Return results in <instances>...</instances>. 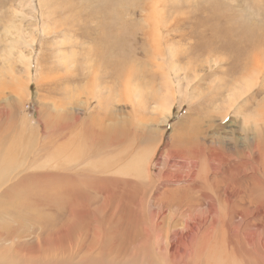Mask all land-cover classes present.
Instances as JSON below:
<instances>
[{
	"label": "rangeland",
	"instance_id": "obj_1",
	"mask_svg": "<svg viewBox=\"0 0 264 264\" xmlns=\"http://www.w3.org/2000/svg\"><path fill=\"white\" fill-rule=\"evenodd\" d=\"M262 129L264 0H0V264H264ZM184 135L221 141L217 216L164 205L214 176L183 164Z\"/></svg>",
	"mask_w": 264,
	"mask_h": 264
},
{
	"label": "bare ground",
	"instance_id": "obj_2",
	"mask_svg": "<svg viewBox=\"0 0 264 264\" xmlns=\"http://www.w3.org/2000/svg\"><path fill=\"white\" fill-rule=\"evenodd\" d=\"M11 31V30H10ZM101 38V37H100ZM110 59H112V58H110ZM89 66H90V64H89ZM97 70V69H96ZM100 74V73H99ZM252 76H254V75H252ZM91 77V76H90ZM99 82V81H98ZM245 82V81H244ZM247 82V81H246ZM250 82V81H249ZM243 83V82H242ZM238 84V83H237ZM253 84V83H252ZM251 84V85H252ZM235 85V84H234ZM241 85V84H240ZM243 85H244V83H243ZM243 85H242V87H240L239 85V87L240 88H242V90H240V91H236L235 93H234V90H233V92H231V95L228 93V95H230L231 96V99L230 100H228V105H226V103H224V101H223V103L228 107V108H230V106H232V104L235 102V101H237V99L238 98H240L242 95H244V92H245V85H244V91H243ZM248 85V84H247ZM251 85H249V87L251 86ZM237 86V85H236ZM232 87V86H231ZM252 87V86H251ZM235 88V87H234ZM232 89H233V87H232ZM251 89V88H250ZM239 90V89H238ZM248 90V89H247ZM247 90H246V92H247ZM230 91V90H229ZM233 93V94H232ZM227 95V96H228ZM219 96V95H218ZM217 96V97H218ZM230 96H229V98H230ZM227 98V97H226ZM229 98H227V99H229ZM226 100V99H225ZM169 105V104H168ZM167 107V106H166ZM224 107V106H223ZM162 108H163V106H162ZM225 108V107H224ZM226 109V108H225ZM166 111H169V109H168V107H167V110ZM227 112V111H226ZM98 115V114H97ZM258 120H260V119H258ZM257 120V121H258ZM256 121V120H255ZM259 122V121H258ZM92 126V125H91ZM228 128V127H227ZM259 128H261V127H259ZM59 129V128H58ZM99 131H100V129H99ZM225 131V130H224ZM262 131H264L263 129H262ZM228 132V131H227ZM103 134H104V132H102ZM101 133V135H100V137L103 135ZM196 133V132H195ZM225 133V132H224ZM256 133V132H255ZM60 134H62V133H60ZM65 134V133H64ZM77 136V135H76ZM189 137L187 138V136L186 135H184V138L185 139H187L186 140V144H183L184 145V147L186 148H182L181 150H180V153H181V155H182V157L184 156L185 157V161H184V165L185 164H188L189 165V167L191 168V169H189V170H191L192 172H193V174H194V172H195V170H196V168L197 169H199L198 167H200V170H199V177H208V175H209V173H210V170H212L213 171V174H214V176H212V178H210V183L213 185V188H209V186L211 185V184H209V183H206V184H203V186L205 187V188H203L202 186H201V184H195V180L193 179V175H191V183H192V185H191V189H189V191H182V192H185L184 194H185V196H183V197H181L180 199L179 198H174V197H172V194H169L168 192H163L162 194H164V195H162L164 198L163 199H165V201H166V204H164V205H166V206H168V207H170V208H172L174 211H173V214L174 215H176V214H179V215H183L184 217H189V216H191L193 213H196V211H198V212H200V214L201 215H209V216H213V215H216V213H217V211H216V208L214 207L215 206V199H217L219 202H221L222 204H227L228 202H227V198H221L222 196L223 197H226V194L228 195L229 193H227L228 191H227V187L229 186L228 185V183H230V182H228V181H230L229 179H228V171L226 170V169H223V170H220L219 169V173H218V169H215L214 167H216V165L217 166H219L220 164H219V162H220V160L222 159V157L223 156H226L224 153V150H222L221 148H219V147H221V141L219 142V140L218 139H216L217 140V143L216 144H218V146L217 145H214V146H210V147H208L207 149H205L204 148V146L202 145V142H200V140H202L203 142H205V137H203V138H197V136L196 137H194V138H192V135H188ZM57 137V136H56ZM62 137H63V135H62ZM61 137V138H62ZM52 138H54V137H52ZM58 138V137H57ZM83 138V137H82ZM68 139V138H67ZM252 139V138H251ZM255 139V138H254ZM59 140V139H58ZM63 140V139H62ZM71 140V139H70ZM76 140H78V139H76ZM76 140H74V141H76ZM250 140V139H249ZM57 141V140H56ZM73 141V140H72ZM184 141V140H183ZM259 141V140H258ZM79 142H80V140H79ZM115 142V141H114ZM216 142V141H215ZM215 142H213V143H215ZM69 143H73V142H69ZM254 143V142H253ZM64 144V143H63ZM74 144H76V143H74ZM57 145V144H56ZM159 145V144H158ZM246 145V144H245ZM254 146H253V150H254V152L255 153H260L263 149H264V143H262V144H257L256 142H255V144H253ZM58 147L59 146H61V145H57ZM74 146H76V145H74ZM187 146V147H186ZM247 146V145H246ZM246 146H245V148H246ZM106 148H108V147H106ZM185 149V150H184ZM244 149V148H243ZM102 150H103V148H102ZM155 152V151H154ZM167 153V152H166ZM239 153V152H238ZM237 153V154H238ZM171 154V153H170ZM172 155V154H171ZM170 155V156H171ZM173 155H174V153H173ZM175 155H176V153H175ZM175 155H174V157H175ZM180 155V154H179ZM242 155V154H241ZM241 155L240 156H238V157H236V159H237V162L239 163V170L242 168L243 169V174H245V173H247V174H249L248 173V171H247V165L246 164H244L243 162H239L240 160H241ZM154 156V155H153ZM161 156V155H160ZM251 156V155H250ZM79 157V156H78ZM88 157V156H87ZM166 157H168V154H167V156ZM165 157V158H166ZM173 157V156H172ZM160 158V157H159ZM249 158H251V157H249ZM262 158V157H261ZM62 159V158H61ZM169 160H170V157L168 158ZM189 159V161H187ZM232 159H234L233 157H232ZM242 159L244 160V158L242 157ZM63 160V159H62ZM222 160H224V161H227V159H222ZM221 160V161H222ZM239 160V161H238ZM248 160V159H247ZM263 160H264V158H263ZM117 161H119V159L117 160ZM165 161H167V159L165 160ZM223 161V162H224ZM249 161V160H248ZM261 161V160H260ZM55 162V161H54ZM169 162V161H168ZM180 162V161H179ZM256 162V161H255ZM264 162V161H263ZM262 162V163H263ZM56 163V162H55ZM58 163H60V160H59V162ZM69 163V162H68ZM82 163V162H81ZM81 163H80V165H81ZM88 163V162H87ZM106 163H109V164H107V165H105ZM110 160H108L107 161V159H106V157L102 160V162H101V165H100V168H99V171H100V173H103V174H107L108 172H109V170H106V169H108V168H110ZM150 163V162H149ZM157 163H159V162H157ZM173 163V162H172ZM181 163V162H180ZM254 163V162H253ZM85 164V163H84ZM162 164H163V162H162ZM170 164V163H169ZM182 164V163H181ZM224 164H225V162H224ZM57 165V164H56ZM64 165V164H63ZM122 165V164H121ZM160 165V164H159ZM175 165V164H174ZM250 165V164H249ZM260 165V164H259ZM262 166H263V164H261ZM25 166H26V164H25ZM46 166V165H45ZM52 166H54V165H52ZM164 166V165H163ZM169 166V165H168ZM182 166V165H181ZM228 166H230V161H229V165ZM261 166V167H262ZM47 168L49 167V165L48 166H46ZM45 167V168H46ZM64 167V166H63ZM116 167V166H115ZM123 167V166H122ZM131 167V166H130ZM155 167V166H154ZM174 167V166H173ZM177 167V166H176ZM180 167V166H179ZM184 167V166H183ZM188 167V168H189ZM34 167H32V169H33ZM78 168V167H77ZM124 168V167H123ZM164 168V167H163ZM166 168V167H165ZM172 168V167H171ZM230 168V167H229ZM257 168H259V167H257ZM256 168V170L258 171V169ZM76 169V168H75ZM84 169H86V168H84ZM113 169V168H112ZM150 169V168H149ZM175 169V168H174ZM186 169V168H185ZM264 169V168H263ZM28 169H26V171H27ZM29 170H31V168L29 169ZM37 170V169H36ZM39 170H41V169H39ZM49 170V169H48ZM56 170V169H55ZM69 170V169H68ZM92 170V169H91ZM103 170H105L104 172H103ZM165 170V169H164ZM175 170H177V169H175ZM25 171V170H24ZM34 171V170H33ZM45 171V170H44ZM43 171V172H44ZM52 171V170H51ZM54 171V170H53ZM63 171V170H62ZM61 171V172H62ZM86 171V170H85ZM93 171H94V169H93ZM92 171V172H93ZM113 171V170H112ZM134 171V170H133ZM147 171V170H146ZM149 171V170H148ZM147 171V172H148ZM167 171V170H166ZM174 171V170H173ZM185 171V170H184ZM247 171V172H246ZM253 171H254V169H253ZM29 172V171H28ZM48 172V171H47ZM60 172V173H61ZM71 172H73V171H71ZM76 172H78V171H76ZM177 172V171H176ZM186 172V171H185ZM188 172V171H187ZM234 172V171H233ZM236 172V171H235ZM249 172H251V171H249ZM256 172V171H255ZM261 172V171H260ZM36 173H37V171H36ZM67 173H70V172H67ZM117 173H119V171H117ZM149 173H150V171H149ZM163 173V172H162ZM189 173V172H188ZM231 173V172H230ZM241 173V172H240ZM261 173H263V172H261ZM66 174V173H65ZM72 174V173H71ZM82 174H84V173H82ZM90 175H91V173H89ZM151 174V173H150ZM154 174V173H153ZM174 174V173H173ZM177 174V173H176ZM253 174V173H252ZM258 174V173H257ZM4 175V172H0V176H3ZM61 175H63V174H61ZM87 175V174H86ZM136 175V174H135ZM162 175V174H161ZM161 175H159V176H161ZM186 175V174H185ZM234 175H236L235 176V179L234 180H236L237 178L239 179V177H241V176H243V175H240L239 177L237 176V174H234ZM60 176V175H59ZM69 176H72V175H69ZM95 176V175H94ZM103 176V175H102ZM138 176V175H137ZM173 176V175H172ZM178 177L180 176V174L179 175H177ZM176 175H175V177H177ZM187 176V175H186ZM185 176V177H186ZM252 176H254V174L252 175ZM251 176V177H252ZM258 176H260V174L258 175ZM39 177V176H38ZM96 177V176H95ZM112 177V176H111ZM147 177L149 178L150 176L147 174ZM162 178L164 177V179H167L168 178V176L167 175H162L161 176ZM174 177V176H173ZM182 177V176H181ZM185 177H183V178H185ZM190 177V176H189ZM41 178V177H40ZM73 178V177H72ZM122 178H124V177H122ZM159 178V177H158ZM162 178H161V180H162ZM231 178V177H230ZM255 178V177H254ZM257 178V177H256ZM260 178V177H259ZM258 178V180H260ZM96 179V178H95ZM187 179V178H186ZM118 181H119V179H117ZM157 180V179H156ZM173 180V179H172ZM175 180V179H174ZM182 180V179H181ZM248 180V179H247ZM252 180H254V179H252ZM153 181V180H152ZM160 181V180H159ZM237 181V180H236ZM264 181V180H263ZM64 182V181H63ZM76 182V181H75ZM90 182H91V180H90ZM154 182V181H153ZM173 182V181H172ZM174 182H176V181H174ZM177 182H179V181H177ZM182 182V181H181ZM188 182V181H187ZM80 183V182H79ZM93 183V182H92ZM158 183V182H157ZM160 183V185H161V187H162V183L164 184V182H159ZM180 183V182H179ZM190 183V184H191ZM34 184V183H33ZM38 185V184H37ZM36 185V186H37ZM155 185H156V183H153V185L151 186H149V188H146L145 190H144V192H143V197H144V199L147 197V195H148V193H149V189L151 188V191H152V189L155 187ZM165 185V184H164ZM33 186V185H32ZM179 186V185H178ZM253 186V185H252ZM251 186V187H252ZM260 186H262V185H260ZM259 185H258V189L259 190H261L259 187H260ZM106 187V186H105ZM164 187V186H163ZM163 187H162V189H163ZM189 187V186H188ZM257 187V186H256ZM44 188V187H43ZM166 188V187H165ZM179 188V187H178ZM187 188V187H186ZM91 189V188H90ZM106 189H107V187H106ZM158 189L159 188H157L154 192H153V194H151V200H153V199H155V193L158 191ZM177 189V188H176ZM252 189V188H251ZM41 190V189H40ZM169 190V189H168ZM264 190V189H263ZM32 191V190H31ZM89 191V190H88ZM150 191V192H151ZM250 191V190H249ZM29 192V191H28ZM48 192V191H47ZM111 192V191H110ZM255 192H258V191H255ZM263 192V191H262ZM262 192L261 193H258V194H256V195H259V194H262ZM43 193V192H42ZM46 193V192H45ZM90 193V192H89ZM113 193V192H112ZM240 193V192H239ZM247 193H248V191H247ZM50 194V193H49ZM72 194V193H71ZM101 194V193H100ZM104 194V193H103ZM150 194V193H149ZM183 194V195H184ZM29 195V194H28ZM32 195V194H31ZM30 195V196H31ZM34 195V194H33ZM39 195V194H38ZM42 195V194H41ZM40 195V196H41ZM96 195V194H95ZM97 195H99V194H97ZM238 195V194H237ZM236 195V196H237ZM240 195V194H239ZM245 195H246V193H245ZM252 195V194H251ZM35 197H36V194L34 195ZM48 196V195H47ZM71 196V195H70ZM160 196V195H159ZM235 196V195H234ZM34 197V198H35ZM44 197H46V196H44ZM50 197V196H49ZM102 197H103V195H102ZM109 197V196H108ZM141 197H142V195H141ZM255 197V196H254ZM264 197V196H263ZM33 198V199H34ZM39 198H41V197H39ZM67 198V197H66ZM106 198V197H105ZM150 198V197H149ZM36 199V198H35ZM34 199V200H35ZM38 199V198H37ZM49 199V198H48ZM70 199V203H71V198H69ZM143 198H142V200H144ZM245 199H248V197L246 198L245 197ZM262 199V198H261ZM39 200V199H38ZM41 200H43V198L41 199ZM41 200H39V201H41ZM103 200V199H102ZM263 200V199H262ZM49 201V200H48ZM48 201H46L45 200V202H48ZM64 201V200H63ZM233 201V200H232ZM237 201V200H236ZM97 202H99V201H97ZM102 202V201H101ZM111 202V201H110ZM114 203H115V201H113ZM142 202V201H141ZM147 202H149V201H147ZM112 203V202H111ZM144 203V202H143ZM74 204V203H73ZM98 204H100V202L98 203ZM132 204H135L134 202L132 203ZM147 204V203H146ZM152 204V203H151ZM159 203H157V205H158ZM234 204H237V203H234ZM240 204H241V202H240ZM245 204H246V202H245ZM244 204V205H245ZM100 205H103V203H101ZM148 205H149V203H148ZM163 205V206H164ZM231 205V204H230ZM48 206V205H47ZM50 206H51V204H50ZM57 206V205H56ZM146 206V205H145ZM226 206V205H225ZM46 207V206H45ZM52 207V206H51ZM50 207V208H51ZM98 207H101V206H98ZM149 207V206H148ZM152 207H154V206H152ZM160 207V206H159ZM200 207H204V209L203 210H199V208ZM218 207V206H217ZM221 207V206H220ZM245 207V206H244ZM71 208V207H70ZM225 208V207H224ZM249 208V207H248ZM46 209V208H45ZM48 209V208H47ZM94 209V208H93ZM101 209V208H100ZM138 209V206L136 207V210ZM147 209V208H146ZM149 209V208H148ZM219 209V208H218ZM254 209V208H253ZM70 210V209H69ZM139 210V209H138ZM160 210V209H159ZM171 210V209H170ZM234 210H236V209H234ZM242 210V209H241ZM102 211V210H101ZM153 211V210H152ZM156 211V210H155ZM225 212H226V210H224ZM223 211V212H224ZM256 212H258V208L255 210ZM52 212H54V211H52ZM151 212V211H150ZM157 212V211H156ZM164 212V211H163ZM166 212L168 213V210L166 209ZM221 212V211H220ZM222 212V213H223ZM234 212V211H233ZM237 212V211H236ZM58 213V212H57ZM61 213V212H60ZM106 213V212H105ZM116 213H118L119 214V210H116ZM139 213H140V216H137L136 218L138 219V220H140V222H141V224L143 225V221H142V219L141 218H144V213H143V211H139ZM147 213V212H146ZM162 213V212H161ZM251 213V212H250ZM0 214H2V213H0ZM153 214V213H152ZM226 214H228L227 212H226ZM235 214H237V213H235ZM241 214V213H240ZM219 215V214H218ZM225 215V214H224ZM158 216H159V214H158ZM217 216V215H216ZM215 216V217H216ZM243 216H244V214H243ZM253 216V215H252ZM156 217V216H155ZM249 217V216H248ZM255 217V216H254ZM261 217V216H260ZM107 218V217H106ZM147 218V217H146ZM176 218V217H175ZM218 218V217H217ZM216 218V219H217ZM230 218V217H229ZM241 218H243V217H241ZM240 218V219H241ZM244 218H247V216L245 217L244 216ZM243 218V219H244ZM15 219H17V218H15ZM151 219H152V217H151ZM155 219H157V218H155ZM182 219V218H181ZM218 219H220V218H218ZM231 219V218H230ZM237 219V218H236ZM158 220V219H157ZM248 220V219H247ZM246 220V221H247ZM19 221V220H18ZM180 221V220H179ZM182 221V220H181ZM135 222V221H134ZM156 222V221H155ZM200 222H201V220H200ZM245 222V221H244ZM235 223V222H234ZM238 223H240V222H238ZM99 224V223H98ZM113 224H114V222H113ZM139 224V223H138ZM230 224H231V222H230ZM233 224V223H232ZM110 225V224H109ZM152 225V224H151ZM159 225V224H158ZM162 226V225H161ZM169 226V225H168ZM167 226V227H168ZM242 226V225H241ZM116 227H117V223H116ZM135 227V226H134ZM143 227H144V225H143ZM165 227V226H164ZM223 227V226H222ZM227 228V227H226ZM236 228H237V226H236ZM238 229H239V227H238ZM240 229H241V227H240ZM242 229H243V227H242ZM164 230V229H163ZM190 230V229H189ZM226 230V229H225ZM233 230V228L231 229V231ZM150 231V230H149ZM167 231V230H166ZM221 231V230H220ZM224 231V230H223ZM237 231V230H236ZM240 231V230H239ZM168 232V231H167ZM217 232V231H216ZM238 232V231H237ZM241 232V231H240ZM126 233V232H125ZM169 233V232H168ZM178 233V232H177ZM215 233V232H214ZM217 233H219V232H217ZM217 233H216V235H217ZM227 233V232H226ZM235 233V232H234ZM133 234V233H132ZM144 234H145V232H144ZM171 234V233H170ZM173 234V233H172ZM181 234V233H180ZM186 234V233H185ZM229 234V233H228ZM241 234V233H240ZM247 234V233H246ZM246 234H245V236H246ZM134 235V234H133ZM167 235V234H166ZM165 235V236H166ZM169 235V234H168ZM232 235V234H231ZM235 235V234H234ZM239 235V234H238ZM238 235H237V237H238ZM218 236V235H217ZM219 236H220V234H219ZM240 236V235H239ZM243 236V235H242ZM241 236V237H242ZM131 237V236H130ZM168 237V236H167ZM178 237V236H177ZM176 237V238H177ZM222 237V236H221ZM228 237V236H227ZM244 237V236H243ZM248 237V236H247ZM246 237V238H247ZM255 237V236H254ZM135 238H137V236L135 235ZM134 238V239H135ZM171 238V237H170ZM184 238H186L185 236H184ZM246 238H244V239H246ZM124 239H126V238H124ZM138 239V238H137ZM137 239H135V240H137ZM146 239V238H145ZM181 239V238H180ZM250 239V238H249ZM252 239V238H251ZM254 239V238H253ZM119 240V239H118ZM162 240V239H161ZM160 240V241H161ZM184 240V239H183ZM248 240V239H247ZM259 240V239H258ZM258 240L256 241V242H258ZM155 241V240H154ZM159 241V240H158ZM163 241V240H162ZM167 241V240H166ZM180 241V240H179ZM186 241V240H185ZM209 241V240H208ZM207 241V242H208ZM210 241H212V240H210ZM238 241H240V240H238ZM243 241V240H242ZM251 241V240H250ZM119 242V241H118ZM124 242V241H123ZM132 242V241H131ZM136 242V241H135ZM143 242H146L145 240L143 241ZM171 242V241H170ZM215 242V241H214ZM221 242V241H220ZM246 242V241H245ZM248 242H249V240H248ZM129 243H130V241H129ZM133 243V242H132ZM137 243V242H136ZM139 243H140V241H139ZM164 243H165V241H164ZM199 243H200V241H199ZM217 243V242H216ZM229 243V242H228ZM251 243V242H250ZM258 243H260V242H258ZM118 244V243H117ZM124 244V243H123ZM131 244V243H130ZM188 244V243H187ZM222 244H223V242H222ZM115 245H116V243H115ZM136 245V244H135ZM164 245V244H163ZM180 245H181V243H180ZM197 245H198V243H197ZM203 245V244H202ZM225 245H227L226 243H225ZM229 245V244H228ZM228 245H227V247H228ZM244 245V244H243ZM246 245H247V243H246ZM258 246H259V244H257ZM260 245H262V243L260 244ZM120 246V245H119ZM131 246H132V244H131ZM140 246H142V245H140ZM204 246V245H203ZM245 246V245H244ZM263 246V245H262ZM154 247V246H153ZM219 247H220V245H219ZM226 247V248H227ZM252 247V246H251ZM140 248V247H139ZM161 248H163V247H161ZM209 248H210V245H209ZM217 248V247H216ZM220 248H222V247H220ZM225 247H224V249H226ZM239 248V247H238ZM241 248V247H240ZM115 249V248H114ZM227 249H229V248H227ZM241 249H243V250H245L244 249V247L243 248H241ZM241 249H239V250H241ZM118 250V249H117ZM203 250V249H202ZM202 250H200V251H202ZM209 250V249H208ZM219 250V249H218ZM230 250V249H229ZM235 250V249H234ZM144 251V250H143ZM210 251H211V249H210ZM214 251V250H213ZM212 251V252H213ZM217 251V250H216ZM236 251H237V249H236ZM252 251V250H251ZM258 251H259V249H258ZM149 252V251H148ZM222 252V251H221ZM245 252V251H244ZM109 253V252H108ZM115 253V252H114ZM120 253H121V251H120ZM222 253H224V252H222ZM233 253V252H232ZM239 253V251L238 252H236L235 254H238ZM112 254V253H111ZM201 254V253H200ZM203 254H204V252H203ZM208 254H209V251H208ZM207 254V255H208ZM227 254H229V253H226V255ZM241 254H243V253H241ZM246 253H244L243 255H245ZM256 254H257V250H256ZM150 255V254H149ZM202 255V254H201ZM206 255V254H205ZM206 255V256H207ZM210 255V254H209ZM224 255V258L226 257H228V256H226L225 254H223ZM258 255H260L259 253H258ZM103 256V255H102ZM148 256V255H147ZM146 256V257H147ZM236 256H238V255H236ZM235 256V257H236ZM106 257V256H105ZM208 257V256H207ZM206 257V258H207ZM218 257V256H217ZM233 257H234V254H233ZM242 257V256H241ZM247 257V256H246ZM246 257H245V259H246ZM113 258H114V256H113ZM192 258H193V256H192ZM195 258H197V256H195ZM222 258H223V256H222ZM225 258V259H226ZM247 258H249V256L247 257ZM258 258V257H257ZM122 259H123V257H122ZM212 259H215L214 257L212 258ZM217 259H219V257L217 258ZM216 259V260H217ZM228 259V258H227ZM227 259H226V261H227ZM232 259V258H231ZM241 259V258H240ZM242 259H243V257H242ZM250 259V258H249ZM248 259V260H249ZM114 260V259H113ZM129 260V259H128ZM150 260V259H149ZM199 260V259H198ZM198 260H197V262H198ZM148 261V260H147ZM204 261V263L207 261L206 259L204 260V259H202V262ZM213 261V260H212ZM218 261V260H217ZM232 261V260H231ZM234 261H236V258H235V260ZM250 261V260H249ZM122 262V261H121ZM149 262V261H148ZM151 262V261H150ZM193 262H195L194 260L191 262V264L193 263ZM200 262H201V260H200ZM199 262V263H200ZM208 262V261H207ZM213 262H215V261H213ZM219 262H221L220 260L218 261V263ZM230 262V261H229ZM228 261H227V263H229ZM116 263V262H115ZM203 263V264H204ZM211 263V262H210ZM209 263V264H210ZM216 263V262H215ZM218 263H216V264H218ZM225 263V262H224ZM236 263V262H235ZM263 263H264V261H263ZM195 264V263H194ZM198 264V263H197ZM212 264H214V263H212ZM222 264V263H221ZM230 264H231V262H230ZM238 264H239V261H238ZM251 264V263H250ZM260 264H261V262H260Z\"/></svg>",
	"mask_w": 264,
	"mask_h": 264
}]
</instances>
